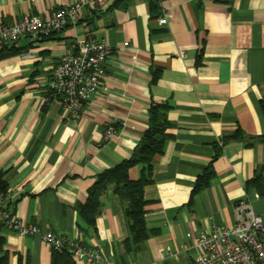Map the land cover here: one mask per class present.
I'll list each match as a JSON object with an SVG mask.
<instances>
[{
    "label": "crops",
    "instance_id": "0c3cea01",
    "mask_svg": "<svg viewBox=\"0 0 264 264\" xmlns=\"http://www.w3.org/2000/svg\"><path fill=\"white\" fill-rule=\"evenodd\" d=\"M75 1L0 0V26ZM164 11L169 21L160 25ZM87 37L112 49L107 88L71 116L48 87L60 57ZM14 47L0 59V174L11 214L80 239L100 264H196L199 250L186 234L232 228L240 202L264 222V187L252 183L264 184V0H104L76 26L38 41L24 36ZM152 105H166L170 123L143 191L145 223L159 231L134 249L118 195L100 197L94 226L75 205L98 174L132 156ZM112 121L116 133L105 139ZM207 169L208 182L194 191ZM140 170L131 167L129 178ZM0 239L8 264H52L39 234L0 225Z\"/></svg>",
    "mask_w": 264,
    "mask_h": 264
},
{
    "label": "built area",
    "instance_id": "2783aa9c",
    "mask_svg": "<svg viewBox=\"0 0 264 264\" xmlns=\"http://www.w3.org/2000/svg\"><path fill=\"white\" fill-rule=\"evenodd\" d=\"M104 0H78L68 6H61L45 15L25 14L12 23L0 26V45L16 44L24 36L38 41L51 36L67 26H76L84 11L98 10ZM160 25L169 21L164 11L157 19ZM128 43H124L127 45ZM111 47L95 37L76 39L52 69L49 96L58 101L66 113L77 116L84 106L101 90L106 73L105 63L111 54ZM31 56V55H30ZM104 138L116 133L115 122H109ZM6 193L0 192V222L20 236L39 234L44 243L56 250L67 248L74 259L92 264L104 261L98 251L83 244L80 239L65 237L47 230L42 231L36 224L22 221L11 214L3 201ZM237 223L232 228L212 225L208 230L187 238L199 252L196 264H264V222L248 202L236 205Z\"/></svg>",
    "mask_w": 264,
    "mask_h": 264
},
{
    "label": "trees",
    "instance_id": "16d2710c",
    "mask_svg": "<svg viewBox=\"0 0 264 264\" xmlns=\"http://www.w3.org/2000/svg\"><path fill=\"white\" fill-rule=\"evenodd\" d=\"M15 44H3L0 48V59L16 52ZM166 105H152L149 109V124L140 143L135 148L132 156L124 159L119 164L110 167L97 175L94 183L87 191L83 202H78L75 209L78 215L89 225L94 226L95 215L100 210V197L107 191L116 194L124 203V214L128 224V237L126 243L137 249L148 237L157 234L158 229H150L145 223L144 187L154 179L152 158L161 153L165 140L168 138L166 129L170 126L166 118ZM139 165L140 175L137 179L129 178L128 171L131 167ZM211 169H207L197 180L194 191L205 185L210 176ZM252 183L257 187H264L261 181L254 179ZM0 192L6 193V184L0 174ZM0 225L4 223L0 222ZM52 249V264H76L73 256L67 250ZM0 239V255H1ZM0 264H8L5 255L0 256Z\"/></svg>",
    "mask_w": 264,
    "mask_h": 264
}]
</instances>
